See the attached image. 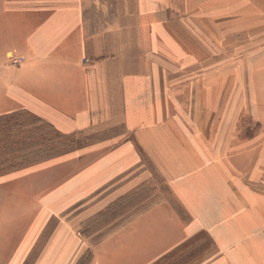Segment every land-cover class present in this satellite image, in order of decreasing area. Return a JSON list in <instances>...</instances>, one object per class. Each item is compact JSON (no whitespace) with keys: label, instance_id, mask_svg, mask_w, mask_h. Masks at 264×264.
Listing matches in <instances>:
<instances>
[{"label":"crops","instance_id":"1","mask_svg":"<svg viewBox=\"0 0 264 264\" xmlns=\"http://www.w3.org/2000/svg\"><path fill=\"white\" fill-rule=\"evenodd\" d=\"M135 2L134 30L94 32L75 0H0V117L102 137L0 176V264H264V0ZM79 162L83 188L54 184ZM146 164L171 201L92 248Z\"/></svg>","mask_w":264,"mask_h":264},{"label":"rangeland","instance_id":"2","mask_svg":"<svg viewBox=\"0 0 264 264\" xmlns=\"http://www.w3.org/2000/svg\"><path fill=\"white\" fill-rule=\"evenodd\" d=\"M76 1L81 5L86 22L94 32L103 31L108 28H124L129 26H132L134 30L137 26L136 0H75V2ZM43 130L51 136L58 137V139L50 142L49 140L51 137L50 139L49 137H43L45 140H42L43 138H41L34 142H29L27 145L31 148L22 150L13 146V142L17 141L23 144V142L17 139L18 136L16 133L12 134L14 138H8L10 134L8 132L2 134L1 139H6V141L4 140L5 143L2 144L0 148L5 147V150H7L6 153L9 154L15 150H18L19 153L15 155L7 154L3 158H0V176H5L14 172L27 171L66 155L76 152L81 153L82 150L86 149L89 145L96 144L102 139V137L98 135L92 137L84 134L65 136L47 125ZM24 144L26 145V143ZM85 166L86 165L79 162L74 168L66 169V171L54 181L55 183H53L57 184L58 187L63 186L67 190L75 188L80 190L83 188L82 180L81 178H78L79 176H76L83 171ZM145 166L147 168H142V171H147V185L135 190L134 194L132 192L123 195V197L114 202L115 206L112 207V209L101 212L82 227L81 232L89 241L92 248L101 244L111 235L128 227L132 221L142 218L152 209L171 201L169 190L157 171L150 164H146ZM124 178L125 176L121 177V179H117L109 185L103 184L104 186L102 185V188L99 191L84 200V202H81L78 206L69 211H59L57 216L62 219L71 217L76 214L77 210L82 206L103 197V193L112 191L113 187L115 188V186L117 187L119 184L123 185L124 181L122 180H124ZM87 189H85L84 193L79 191L72 199L60 195L58 197V204L64 203L67 205L71 204L70 200L76 198L84 199V195L87 194ZM87 262L88 261L83 263L87 264Z\"/></svg>","mask_w":264,"mask_h":264},{"label":"trees","instance_id":"3","mask_svg":"<svg viewBox=\"0 0 264 264\" xmlns=\"http://www.w3.org/2000/svg\"><path fill=\"white\" fill-rule=\"evenodd\" d=\"M49 126L47 123L44 121L28 114L25 112L22 113H17L13 115H7V116H2L0 117V146L5 143L6 139L2 140L1 136L3 133L8 132L9 137L8 138H14L12 134L16 133L17 134V139L19 141L23 142L21 144L20 142H13V146L15 148L19 149H30L31 147L27 145L29 142H34L38 139H41L43 137H51L49 140L50 142L55 141L58 139V137L51 136L50 134H47L44 132L43 128ZM16 138V137H15ZM42 140H45L44 138ZM26 143V145L24 144ZM6 148L2 147L0 148V158H3L5 155H15L18 154L19 151L15 150L14 152L6 153L7 150ZM84 264V263H81Z\"/></svg>","mask_w":264,"mask_h":264}]
</instances>
